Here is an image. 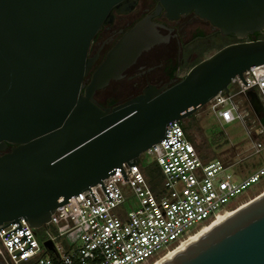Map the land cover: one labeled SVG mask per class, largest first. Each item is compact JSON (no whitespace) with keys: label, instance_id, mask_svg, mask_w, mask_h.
Masks as SVG:
<instances>
[{"label":"water","instance_id":"water-1","mask_svg":"<svg viewBox=\"0 0 264 264\" xmlns=\"http://www.w3.org/2000/svg\"><path fill=\"white\" fill-rule=\"evenodd\" d=\"M171 17L190 11L238 41L195 63L179 81L143 92L111 107L98 90L122 76L161 35L150 19L126 32L84 79L94 61L89 46L115 12L135 0H0V225L20 218L36 228L74 194L137 163L166 139L168 124L184 120L226 91L232 78L264 64V0H161ZM261 118L257 93L246 94ZM177 141H181L176 132ZM13 145L11 151H6ZM94 200H98L94 194ZM6 224V225H8ZM4 225L3 227H5ZM1 227V228H3ZM0 228V229H1ZM13 230L6 235L16 231ZM45 245L52 247L50 241ZM161 264H264V192L192 238Z\"/></svg>","mask_w":264,"mask_h":264},{"label":"built area","instance_id":"built-area-1","mask_svg":"<svg viewBox=\"0 0 264 264\" xmlns=\"http://www.w3.org/2000/svg\"><path fill=\"white\" fill-rule=\"evenodd\" d=\"M243 78L248 84L236 75L206 106L223 123L243 122L254 136L253 153H259L264 150V113L257 117L246 94L254 90L264 106V64L250 67ZM177 131L181 141L169 148ZM167 140L169 144L165 138L154 143L131 168L123 162L127 180L119 166L103 180L111 201L97 183L91 190L98 200L90 189L74 194L39 228L20 218L32 245L28 250L17 254L30 246L26 238L11 244L24 236L17 221L1 224L8 225L0 229V264H151L189 236L192 227L200 229L240 207L246 200L235 205L231 200L264 177V164L248 174L241 171L238 179L226 171L241 160H205L181 120L168 124ZM144 154L153 157L150 165L141 163ZM42 227L43 239L37 235Z\"/></svg>","mask_w":264,"mask_h":264},{"label":"flooded vegetation","instance_id":"flooded-vegetation-1","mask_svg":"<svg viewBox=\"0 0 264 264\" xmlns=\"http://www.w3.org/2000/svg\"><path fill=\"white\" fill-rule=\"evenodd\" d=\"M147 18L157 28L161 39L130 64L120 78L111 79L105 88L96 92L95 99L102 107L124 102L143 92L149 84L159 88L169 87L184 78L193 64L207 58L209 51L222 46L224 37L238 41L234 34L222 35L218 27L195 11L173 18L161 0H135L128 12L116 11L113 20L104 24L92 39L88 57H93L94 61L84 79L85 85L90 83L93 73L117 41ZM246 39H264V30L250 34ZM193 61L195 62L188 69V64ZM110 87L112 95L107 99H99V95ZM121 92L129 94L126 98L118 99L116 95ZM189 119L182 120V123L189 127ZM12 147L13 145H9L6 151H11Z\"/></svg>","mask_w":264,"mask_h":264},{"label":"rangeland","instance_id":"rangeland-1","mask_svg":"<svg viewBox=\"0 0 264 264\" xmlns=\"http://www.w3.org/2000/svg\"><path fill=\"white\" fill-rule=\"evenodd\" d=\"M232 41L234 42V39L224 37L222 46L212 49L209 51L207 56L213 54L218 49ZM194 62L195 61L188 64V69ZM128 94V92H121V94L118 93L116 97L118 99H123L126 98ZM110 95H112L111 87L109 90L102 92V94L99 95V99H107ZM190 118L191 119L188 118L189 136H191V140L196 144L205 160L214 158H221L224 161H229V159L241 160L239 164L229 167L226 171L228 173L231 172L234 176L238 177V179L242 176L241 171L244 174H248L250 171H253L257 167L264 164V150L259 153H253L254 136L252 134L250 135L246 125L239 119L230 123H223L218 118V115L213 110L209 109V106L201 108ZM152 160L153 157L148 156L147 154L142 155L140 159L141 163L146 165H150ZM263 190L264 177L261 179V182L254 184L242 195H239L235 197L234 200H231L232 204L235 205L244 200L247 202L250 198L252 199L254 195H257ZM198 228L199 226L192 227L189 234L191 235ZM44 233L45 227L38 229V238L43 239L45 236ZM164 253H166V250L162 251L157 257H160Z\"/></svg>","mask_w":264,"mask_h":264},{"label":"bare ground","instance_id":"bare-ground-1","mask_svg":"<svg viewBox=\"0 0 264 264\" xmlns=\"http://www.w3.org/2000/svg\"><path fill=\"white\" fill-rule=\"evenodd\" d=\"M258 197V195L254 196L252 199L250 198L249 201L244 202L240 207L232 210L231 212H226L225 214H220L218 215V217L213 220V222H211V224L205 225L202 228L196 230L195 232H193L191 235L179 240V242L177 243L176 246L173 247L172 250L164 253L163 255H161L160 257L154 259L153 263L151 264H161L162 262H164V260H166L167 258H169L171 255H173L174 252H176L178 249H180L181 247H183L185 244H187L188 242H190V240H192L193 237H195L196 235H198L199 233H201L202 231L208 229L209 227H211V225L219 222L220 220L224 219L225 217L231 215V213L235 212L236 210L242 208L243 206L247 205L248 203H250V201H252L254 198Z\"/></svg>","mask_w":264,"mask_h":264},{"label":"trees","instance_id":"trees-1","mask_svg":"<svg viewBox=\"0 0 264 264\" xmlns=\"http://www.w3.org/2000/svg\"><path fill=\"white\" fill-rule=\"evenodd\" d=\"M219 50V49H218ZM194 65V64H193ZM261 122H263L264 123V116L261 118ZM185 128H186V130H187V132H188V130H189V127L188 126H186L185 125ZM155 166H154V169H157L158 170V168H157V166H156V164H154ZM159 171V170H158Z\"/></svg>","mask_w":264,"mask_h":264}]
</instances>
